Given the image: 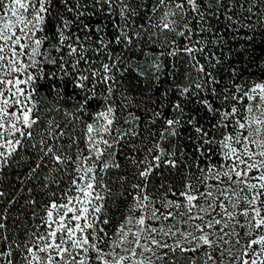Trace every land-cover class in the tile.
Wrapping results in <instances>:
<instances>
[{
	"label": "snow or ice",
	"instance_id": "obj_1",
	"mask_svg": "<svg viewBox=\"0 0 264 264\" xmlns=\"http://www.w3.org/2000/svg\"><path fill=\"white\" fill-rule=\"evenodd\" d=\"M0 264H264V0H0Z\"/></svg>",
	"mask_w": 264,
	"mask_h": 264
}]
</instances>
